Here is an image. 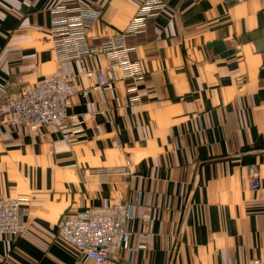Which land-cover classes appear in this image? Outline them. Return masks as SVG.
Wrapping results in <instances>:
<instances>
[{
	"label": "crops",
	"instance_id": "obj_1",
	"mask_svg": "<svg viewBox=\"0 0 264 264\" xmlns=\"http://www.w3.org/2000/svg\"><path fill=\"white\" fill-rule=\"evenodd\" d=\"M143 0H0V98L57 69L106 66L101 54L58 62L54 8L90 7L87 40L123 29ZM126 37L143 75L87 85L68 112L85 135L0 121V196L24 197L25 232L0 236V264H87L57 221L105 200L127 203L129 247L105 264H238L264 258V0H163ZM220 40L230 55L207 44ZM95 80V79H93ZM140 99L129 103L127 89ZM118 144V145H116ZM129 160V175L114 172ZM255 166L261 187L250 190Z\"/></svg>",
	"mask_w": 264,
	"mask_h": 264
},
{
	"label": "built area",
	"instance_id": "obj_2",
	"mask_svg": "<svg viewBox=\"0 0 264 264\" xmlns=\"http://www.w3.org/2000/svg\"><path fill=\"white\" fill-rule=\"evenodd\" d=\"M164 8L163 0H143L127 25L104 37L98 46L90 45L87 40L88 27L99 16L97 10L90 7L54 8L53 12L67 13L51 22L50 35L56 60L59 63L74 59L82 62L84 57L101 54L106 61L105 67L95 70L82 67L80 77L87 81V85L104 86L108 80L116 78L117 73L120 78L134 82L144 70L138 60L130 57L133 49L125 39L143 31L147 18ZM75 76L57 69L34 85L0 98V121L13 129L18 126L39 128L53 125L66 142L83 137L86 114L68 112L70 97L88 91V86L78 84ZM127 93L129 103L139 101L134 85L128 87ZM129 164L126 159L124 165L114 169V172L129 175ZM247 174L249 189L260 188L262 183L256 167L249 166ZM29 215L26 198L0 196V236L20 237L25 232ZM130 216L129 204L107 199L99 206L88 207L73 215H62L57 221L58 237L76 249L87 264H105L113 254L129 247L130 231L126 222ZM238 264H264V258Z\"/></svg>",
	"mask_w": 264,
	"mask_h": 264
},
{
	"label": "water",
	"instance_id": "obj_3",
	"mask_svg": "<svg viewBox=\"0 0 264 264\" xmlns=\"http://www.w3.org/2000/svg\"><path fill=\"white\" fill-rule=\"evenodd\" d=\"M209 49H213L214 52L219 53L221 57L230 55L231 50H227L224 43L220 40H215L207 44Z\"/></svg>",
	"mask_w": 264,
	"mask_h": 264
}]
</instances>
